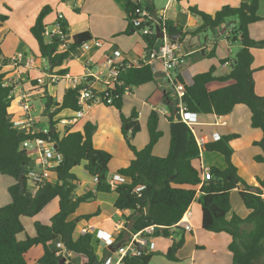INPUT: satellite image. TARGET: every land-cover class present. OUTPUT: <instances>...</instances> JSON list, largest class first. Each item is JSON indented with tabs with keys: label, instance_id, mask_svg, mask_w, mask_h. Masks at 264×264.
<instances>
[{
	"label": "trees",
	"instance_id": "1",
	"mask_svg": "<svg viewBox=\"0 0 264 264\" xmlns=\"http://www.w3.org/2000/svg\"><path fill=\"white\" fill-rule=\"evenodd\" d=\"M259 3L260 0H248L237 7L225 5L213 15L189 7L190 14L199 17L202 22L194 30L187 29L182 32V27L162 18L158 20L157 26L161 32L168 35L180 33L179 43H182L187 36L195 37L208 31L217 32L231 23L227 40L238 42L240 47L233 57L220 61L230 63L229 74L215 76V69L211 67L207 72L195 75L191 85L184 84L179 77L176 81L184 84L183 102L187 112L197 116H226L237 105L245 106L250 113V127L262 133L261 140L254 143L261 149L262 154L254 157V161L264 164V96H258L254 90L251 53L252 49H264V40H253L248 31L250 25L261 20L258 16ZM50 12L48 6L41 9L30 33L38 45L39 57L49 62L52 71L65 61L74 59L82 44L93 39L88 32L79 33L72 36L69 49L59 50L56 40L48 42L43 36L46 28L43 21ZM124 12L128 23L125 34L132 31L139 33L148 55L152 54L158 42L155 34L144 35L142 31L145 23L140 26L135 23L143 12L155 17L152 0H127ZM7 18L6 15H0V23L5 22ZM61 24L67 31L66 22L63 20ZM212 55L213 53L207 54ZM139 63V67L131 66L121 70L117 79L122 82V86L115 85L113 90L107 88L106 92L112 103L107 105L105 101H101L102 105L118 111L122 122V135L133 154L128 166L120 168L115 174L123 180L113 190L116 195L113 207L121 213H131L128 216L122 214L125 220L124 229L120 231L117 243L123 244L125 230L134 235L148 227H155V232L150 236L152 238L175 236L176 233L172 230L198 193L202 210V229L213 234L226 233L231 237L228 250L232 253V264H262L264 178L258 181V185L249 186L238 176L237 168L232 163L233 151L230 147V141L235 136L223 137L203 146L208 152L221 154L226 167L223 170L210 168L212 178L202 181L203 171L192 165L193 161L199 159L201 149L191 129L175 115V101L165 94L163 98L164 103L168 105L169 122L167 155L156 157L152 154L153 147L162 136L158 130V116L155 112L150 114L147 122V145L141 150H136L131 145L130 139L139 132L138 115L135 110L128 118L122 114L124 88L133 89L154 82L151 67L148 64L143 65L142 60ZM66 73V70L60 69L57 75L64 76ZM6 76L7 73L0 69V174L13 178L15 182L8 188L10 203L0 208V264H28L25 254L38 245L42 247L43 255L34 264H73L74 258H78L80 264H103L95 255L91 234L74 237L78 222L88 218L80 217L75 220L70 217L80 203L94 199V193L111 192L107 182L111 155L93 147L95 126L91 123L86 122L80 131L64 127L62 132L56 130V122L52 120L50 128L53 132L50 131L48 135L55 142L56 150L63 160L54 170L57 181L44 184L32 194L25 178L31 157L28 152L20 150L21 144L30 136L12 126V115L8 112L12 101V98H9L11 88L3 85ZM214 81H230L231 84L209 91L207 85ZM79 88L80 85H76L66 89L60 102H54L46 90L44 113L52 118L64 110L76 112ZM36 136L43 137L42 134ZM79 166H83L90 177L97 178L94 191L86 194L76 191L78 179L73 169ZM140 187L144 188L137 191ZM233 190L238 191L242 204L249 212L245 218L235 214L228 218L231 211L230 193ZM54 199L58 200V211L51 217L49 224L35 222L34 236H27L23 241L17 240V235L24 230L21 218L34 217ZM246 226L249 227L248 230L245 229ZM184 242V236L180 235L172 242L164 257L169 261H176V254ZM58 244L64 246V255L57 256V252H61ZM109 254L110 252L106 251V255ZM154 255L151 251L135 258L125 257L123 264H149Z\"/></svg>",
	"mask_w": 264,
	"mask_h": 264
},
{
	"label": "crops",
	"instance_id": "2",
	"mask_svg": "<svg viewBox=\"0 0 264 264\" xmlns=\"http://www.w3.org/2000/svg\"><path fill=\"white\" fill-rule=\"evenodd\" d=\"M247 1L166 0L163 7L160 8L155 6L154 0H152V4L156 17L173 22L182 27V32H184L187 29L194 30L202 23L199 17L190 14L188 11L189 7H195L201 12L213 15L225 5L237 7L240 3ZM126 2L127 0H0V15L8 17L5 22L0 23V69L7 73L3 84L17 81L22 77L21 87L29 94V98L47 100V90L48 96L52 97L54 102H60L65 90L71 88L68 79L60 76V79L56 83H48L47 85H38L35 80L38 78L46 80L48 74H57L60 69L66 70L67 73L65 75H69L70 77L78 78L89 72L94 76H99L101 73L103 74L102 78L106 73V62L114 52H118L123 59L131 63L138 64L141 60L142 62L144 60L147 61L148 53L139 33L132 31L129 34H125L128 25L124 12ZM45 6L51 9L50 14L43 21L46 26H51L55 20V15L60 13L64 16V21L67 24L69 39L76 34L88 32L93 39L92 41H99L100 46L91 44L90 48L86 51L79 49V53L74 59L65 61L60 67H56L51 71L52 66L49 62L39 57L38 45L30 33V29L34 25L38 14ZM258 16L261 20L250 25L248 29L249 36L256 41L264 40V0H260ZM230 24L228 23L227 26ZM224 27L215 33L217 37H213L212 39L208 36L205 37L204 43H200V35L195 37L187 36L182 43L178 42L180 54L185 57V62L173 70L171 75L175 79L179 77L186 85H191L195 75L207 72L211 67L215 69V76L228 75L230 63H220V61L232 57L239 50L240 45L238 42L227 40L228 33H226V26ZM222 29L223 31L221 32ZM161 41V39L158 40L154 51L159 47ZM234 48H236L235 53H233ZM210 53H213V55L207 56ZM251 53L253 56L254 90L258 96H264V49H252ZM16 55H22L24 58H33V66L29 69L22 66L16 68L11 63V58ZM40 61L42 65H40ZM43 61L47 65H43ZM153 66L154 68H151L154 72L153 84L133 88L129 94H125L121 112L126 118L130 116L133 110L137 112V121L140 130L143 128L141 134L143 136L136 134L133 137L134 141L132 140L133 143L131 145L136 150H141L147 145L149 140L147 122L151 113L155 112L157 114L158 130L162 133V136L153 147L152 154L156 157H165L169 149V122L167 120L168 105L164 103L163 97L165 94L168 97L170 96V85L165 81L162 64L155 61L153 62ZM230 84V81H214L207 85V89L215 91ZM92 88L97 92H101L104 90V85L101 81H96L93 82ZM12 97L8 112L12 115L11 121H14L22 118V112L19 108L16 91H14ZM12 103L15 104L13 109L11 108ZM45 104L40 113L41 116L47 118V128L51 126L53 118H59V120L65 119L61 117V112L52 118L47 116L44 113ZM54 109L55 107L51 108L50 112ZM86 110L80 118L81 120L78 119L75 124L61 126L60 130L57 128L56 130L63 132L64 127H70L72 131H78L74 130L73 127L78 125L79 121L81 122L80 126L86 122L94 125L95 131L92 136L93 147L109 153L112 157L107 174V180L110 181L120 168L128 166L129 162L133 159V154L128 146H126L127 144L121 134L122 132H120L118 111L116 112L114 108L99 103L92 105ZM33 112L34 107L32 114ZM72 114L73 112L66 115V117L69 118ZM162 116L165 120L161 119ZM39 122V120L38 122L36 121V125ZM189 128L196 143H202L199 159L192 162L195 168L202 171L212 167L220 170L225 169L226 163L224 157L217 152H205L206 150L203 146L206 143L216 142L223 137L235 136L230 141V147L233 151L232 163L237 168L238 176L249 186L258 185V181L264 178V164L254 161V157L262 154L261 149L254 145L255 142L261 140L262 133L250 127V113L245 106L237 105L226 116L198 115L196 122L190 124ZM79 167L82 168L80 174L74 172V169L77 167L73 169V173L78 179L76 191L83 194L92 190L94 191L92 178L83 173V166ZM13 184L14 181L10 177L0 174V208L10 203L8 188ZM237 192V190H233L230 193V207L232 201L234 202L235 200L237 203L235 198L238 197ZM111 193H114V191L111 190L110 193L106 194L107 196H112L110 201L105 197L103 198L104 194L94 193V199H97L96 202L98 204L97 211L94 213L97 220L91 222L89 219H82L78 222L74 234V237H77L80 235L79 231L81 229H88L89 234L93 238V248L96 246L94 248L95 255L98 261L103 262L108 257L106 251L112 254L117 247L126 245L133 236L128 230H125L126 232L122 238L124 240L123 244L117 243L118 235L124 229L125 220L123 215L128 216L131 213H121L114 209L113 203L116 195L115 193L111 195ZM198 199L199 194L197 193L196 198L187 209V220L191 224L192 230L187 232L178 227H174L172 230L176 233L175 236L173 235L170 238L172 242L178 239L180 235H183L185 238L184 245L176 254V261H169L164 257V253L172 244L170 241L168 243L167 241H155L153 239V252H157L159 255L156 258L153 256L149 264H154L157 258L160 261L159 264H232V253L228 250L231 237L226 233L213 234L202 229V210ZM240 203L243 205L242 202ZM242 207L240 208L241 215L232 211L233 209L231 208L228 218L232 214L245 218L249 212L244 205ZM57 211L58 200L54 199L44 212V214L49 213L48 217L44 219L42 216L38 221L42 224H49L48 220ZM118 223L123 225V228L119 231L115 228ZM245 229L248 230L249 227L246 226ZM101 234L109 235L113 240V245L105 247L98 239ZM163 239L169 240L168 238ZM18 240L23 241L21 239ZM60 250L64 255V246ZM42 255V247L40 245L34 246L25 254V261L28 264H34ZM72 262L73 264H80L78 258L72 259ZM262 264H264V258Z\"/></svg>",
	"mask_w": 264,
	"mask_h": 264
},
{
	"label": "built area",
	"instance_id": "3",
	"mask_svg": "<svg viewBox=\"0 0 264 264\" xmlns=\"http://www.w3.org/2000/svg\"><path fill=\"white\" fill-rule=\"evenodd\" d=\"M161 18L151 17L146 12H143L140 15L135 23L137 26H140L142 23H145V27L142 31L144 35L155 34L157 22ZM64 16L62 14H57L54 22L51 26H46L43 36L48 42L56 40L58 43L59 50H67L70 48L71 39H69V34L62 28V21ZM165 33V32H164ZM166 34V33H165ZM161 44L153 51L152 54L148 55V60L143 61V65L148 64L152 69L154 68L153 62L158 61L162 64L163 73L165 76V81L170 85L169 97L175 101L176 113L179 120L186 124L188 127L190 124L195 123L197 120V115L195 113H189L186 110V106L183 102V97L185 95L184 84L176 81V79L171 75V72L177 67L181 66L185 62V57L180 54V45L178 42L171 41L167 38L161 39ZM94 44L95 46H100L99 41H91L82 44L81 50L86 51L90 48V45ZM33 59V58H32ZM31 58H24L22 55H16L11 58V63L17 68L22 66L23 68H31L34 64V60ZM153 60V61H151ZM141 64L131 63L126 59H123L118 52H114L109 57L106 62V73L101 78L103 74L100 73L99 76H94L89 72H86L81 77H70L69 75H64L62 78L68 79V83L71 87L80 85L77 96V106L78 110L73 112L72 116L69 118L59 120L61 126L73 125L78 119L83 116V113L86 109L91 107L94 104H101V101H105V104L110 105L112 103L111 97L108 95V90H113L115 85L122 86L117 78L119 73L124 68H129L131 66L139 67ZM60 79V76L57 74H48L46 80L42 78L36 79L38 85H47L48 83H56ZM22 77L17 81H10L4 83L5 87L11 88L9 98H13L12 94L14 91L18 94L19 108L22 112V118L11 121L14 129L21 131L30 136L29 139H26L20 147V150L28 152L31 157L30 163L25 174L27 184L30 188L32 194L35 193L39 188H41L46 183H55L56 177L54 170L62 163V156L56 150L55 142L52 141L51 137L48 135L50 132V126L46 129H37L36 120L32 116L33 106L29 104V94L24 91L21 87ZM101 81L104 85V90L97 92L92 88L93 82ZM18 87V89H17ZM131 91L130 87L124 88V93L129 94ZM39 130V131H37ZM37 134H42L43 137L36 136ZM200 148L202 143H197ZM86 176L89 174L84 171ZM90 177V176H89ZM94 184L97 181L96 177H91ZM211 173L209 169H206L202 173V181L210 180ZM122 181V177L119 175H114L110 181L107 180L110 188L114 190L118 183ZM144 187H140L137 191L142 190ZM85 192L84 194H86ZM264 194V191H263ZM188 213H184L182 219L175 225L176 227L183 229L184 231L190 232L192 226L187 220ZM116 230L119 231L123 228L121 223H118L115 226ZM155 232V227H148L143 231L134 234L130 241L126 245L117 247V249L110 254L103 264H123V259L139 257L142 254H146L154 250L153 238L150 237ZM80 235L89 234L88 229H81L79 231ZM99 241L105 246L110 247L113 245V240L109 235L101 234L99 236ZM59 249L63 248L62 244H58ZM63 254L62 252H57V256Z\"/></svg>",
	"mask_w": 264,
	"mask_h": 264
},
{
	"label": "rangeland",
	"instance_id": "4",
	"mask_svg": "<svg viewBox=\"0 0 264 264\" xmlns=\"http://www.w3.org/2000/svg\"><path fill=\"white\" fill-rule=\"evenodd\" d=\"M155 1V6L157 7V8H160V7H163V5H164V3L166 2V0H154ZM55 17H56V15H55ZM222 28H225V27H222ZM226 33H228L229 31H230V29H231V26L230 25H228V26H226ZM223 31V29L221 30V32ZM215 33L216 32H211V31H208V32H205V33H202V34H200V37H201V39H200V43H204L205 42V37H210V39H212L213 37H217L216 35H215ZM214 34V35H213ZM232 42V41H231ZM238 44V43H237ZM235 50H233L234 52L233 53H235V51H236V48H234ZM156 51V50H155ZM235 55V54H234ZM234 55H232V57L234 56ZM40 59V58H39ZM34 60V59H33ZM40 65H42L41 64V61H40ZM43 65H47V63L45 62V61H43ZM153 84V83H152ZM151 83L150 84H148L147 86H149V85H152ZM30 99V101H29V104L31 105V106H33L34 107V112H33V114H32V116L35 118V117H37V118H35V120L38 122V120L40 121L39 123H37V125H36V128L37 129H46L47 128V126H46V123H47V118H45L44 116H41V111H42V109H43V106H44V103H45V101L46 100H43V99H39V98H29ZM163 106V105H162ZM15 107V104L14 103H12L11 104V108L13 109ZM111 108H113V107H111ZM114 110H116V109H114ZM87 110H85V112H86ZM84 112V113H85ZM117 112V111H116ZM62 113V115H61V117H64V118H67L66 117V115H69L70 113H72L71 111H68V110H64V111H62L61 112ZM129 117V116H128ZM161 119H163V120H165L164 119V117L162 116L161 117ZM81 120V119H80ZM119 120H120V118H119ZM53 122H56V126H55V128H57L58 130H60L61 129V125H60V123H59V118H53ZM80 121H79V123H78V125H76V126H74L73 127V129L74 130H78V131H80L82 128V125L84 124H82L81 126H80ZM121 127H122V122H121V120H120V132H121ZM143 129V128H142ZM142 129L140 130V127H139V132L137 133V135H141L142 134ZM122 134V133H121ZM141 136H143V135H141ZM133 138H131L130 139V143H133ZM125 146V145H124ZM127 146V145H126ZM205 152H208V151H205ZM81 167H77L76 169H74V172L76 173V174H80V172H81ZM11 178V177H10ZM13 181H14V179L13 178H11ZM15 182V181H14ZM111 195H114V193H111ZM237 196H238V194H237ZM106 198L107 200H111L112 199V196H107L106 194H104L103 195V198ZM236 198V200H237V203L235 202V200H234V202L232 201V203H231V208L233 209L232 211H235L237 214H239V215H241V213L242 212H240V208H243L242 206L243 205H241V201H240V198H239V196L238 197H235ZM99 199V198H98ZM96 200L97 199H92V200H90V201H88V202H85V203H80L78 206H77V208H76V210H75V213L70 217V219H77V217H79L80 218V216L81 217H87L91 222H94L95 220H97V218H96V216L94 215V213L97 211V208H98V204H97V202H96ZM50 204H51V202L47 205V207H45L44 208V210L43 211H41V213H38L37 215H35L34 217H22L21 219H22V225H23V228H24V230L21 232V233H19L18 235H17V238L18 239H21V240H25V238L28 236V237H30V236H34V223L35 222H39L38 220H39V218H41L42 216H43V218L44 219H46L47 217H48V215H49V213L47 212V213H45L44 214V212H45V210H46V208H48L49 206H50ZM44 214V215H43ZM37 216H38V219H37ZM50 220V219H49ZM48 220V223L50 222ZM161 238V239H160ZM171 237H169L168 239L169 240H164L162 237H155V238H153L155 241L156 240H163V241H167L168 243H169V241L172 243V240L170 239ZM17 239V240H18ZM94 248H96V246H94ZM166 253V252H165ZM155 255H154V257L156 258V257H158L157 255H159V254H157V252L156 253H154ZM159 259L157 258V259H155V261H154V264H159V262L160 261H158Z\"/></svg>",
	"mask_w": 264,
	"mask_h": 264
},
{
	"label": "water",
	"instance_id": "5",
	"mask_svg": "<svg viewBox=\"0 0 264 264\" xmlns=\"http://www.w3.org/2000/svg\"><path fill=\"white\" fill-rule=\"evenodd\" d=\"M155 36H156L157 40L167 38V39L174 41V42H180L181 41L180 33H176L175 35H168V34H165L164 32H161L159 27H156Z\"/></svg>",
	"mask_w": 264,
	"mask_h": 264
}]
</instances>
